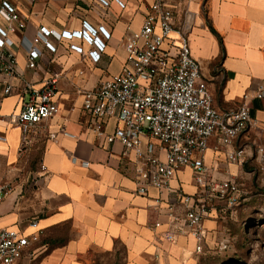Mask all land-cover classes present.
<instances>
[{
	"label": "crops",
	"instance_id": "1",
	"mask_svg": "<svg viewBox=\"0 0 264 264\" xmlns=\"http://www.w3.org/2000/svg\"><path fill=\"white\" fill-rule=\"evenodd\" d=\"M7 1L26 19L23 34L29 39L40 27L61 34L80 31L85 22L94 29L104 27L110 35L98 63L70 50L71 44L91 50L79 39L53 40L57 52L44 50L36 71L28 70L24 51L16 48L19 74L37 88L53 74H61V80L56 97L59 113L39 123L27 137L20 128L0 121L4 136L0 185L9 189L0 204V230L39 237L15 264H197L200 256L194 239H165L170 229L165 215L156 210V201L161 199L165 211L174 194L160 196L155 189L147 196L137 193L133 157L123 156L120 143L107 144L94 133L79 93L121 72L126 61L124 38L141 28L156 0H120L124 8L115 0L108 7L98 0ZM163 1L175 13L177 26L189 22L192 55L201 66L213 107L228 111L246 102L255 120L231 147H219L212 138L206 166L216 180L232 178L247 193L252 185L264 187L255 159L257 146H264V97L258 98L259 87H264V0ZM9 83L17 82L0 76V97ZM20 107L16 91L3 98L1 114L9 116ZM117 126L110 120L104 129L112 133ZM237 149L245 151L244 165L227 159V153ZM171 187L186 194L199 190L189 168L177 174ZM218 205L225 207L223 202ZM216 210L205 222L207 231L215 229ZM157 222L162 223L159 228Z\"/></svg>",
	"mask_w": 264,
	"mask_h": 264
},
{
	"label": "built area",
	"instance_id": "2",
	"mask_svg": "<svg viewBox=\"0 0 264 264\" xmlns=\"http://www.w3.org/2000/svg\"><path fill=\"white\" fill-rule=\"evenodd\" d=\"M98 1L108 7L112 0ZM115 1L121 8L125 7L120 0ZM26 27V19L19 11L7 0H0V76L17 82L3 88L0 121L20 128L25 137L39 123L59 113L56 97L61 74L44 79L37 88L19 74L16 48L24 51L28 70L36 71L44 50L57 52L53 40L83 41L91 50L75 44L69 46L70 50L98 63L106 48L104 41L110 39L104 27L94 29L86 22L80 31L61 34L40 27L33 39L23 34ZM189 29L188 21L177 26L175 13L163 0H156L141 28L128 32L124 38L126 61L121 72L102 81L98 87L80 89L79 93L94 133L107 144L120 143L124 148L123 156L133 157L137 193L147 196L155 189L160 196L164 192L174 194V202L165 211L161 209V199L156 201V210L165 215L170 229L165 239L175 242L178 237H190L196 243L195 253L200 255L208 234L205 222L216 210L217 203L223 202L226 208L235 210L242 195L247 194L232 178L216 180L212 176V170L205 164L209 142L215 138L219 147H231L255 120L246 102L228 111L213 107L201 66L192 55ZM15 37L19 40L15 41ZM258 90L261 99L264 87ZM16 91L20 97L19 111L2 116L3 98ZM110 120H116L118 126L112 133H106L104 125ZM2 140L4 136L0 135ZM226 156L232 163L244 165L247 162L243 149L228 152ZM255 159L264 175V146H257ZM187 168L192 170L199 188L195 194L171 187L177 174ZM8 192L7 186L0 185V204ZM161 225L157 222L155 228ZM247 227L250 228L249 223ZM38 239L20 231L0 230V264H15Z\"/></svg>",
	"mask_w": 264,
	"mask_h": 264
},
{
	"label": "rangeland",
	"instance_id": "3",
	"mask_svg": "<svg viewBox=\"0 0 264 264\" xmlns=\"http://www.w3.org/2000/svg\"><path fill=\"white\" fill-rule=\"evenodd\" d=\"M215 208V229L197 264H264V187L252 185L235 211Z\"/></svg>",
	"mask_w": 264,
	"mask_h": 264
}]
</instances>
